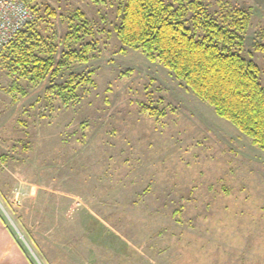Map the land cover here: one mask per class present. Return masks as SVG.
I'll use <instances>...</instances> for the list:
<instances>
[{
    "label": "rangeland",
    "instance_id": "1",
    "mask_svg": "<svg viewBox=\"0 0 264 264\" xmlns=\"http://www.w3.org/2000/svg\"><path fill=\"white\" fill-rule=\"evenodd\" d=\"M40 1L59 51L78 11L97 42L37 85L0 63V213L33 264H264V150L120 42V0ZM203 2L249 11L264 85V0ZM71 73L69 105L46 96Z\"/></svg>",
    "mask_w": 264,
    "mask_h": 264
},
{
    "label": "trees",
    "instance_id": "2",
    "mask_svg": "<svg viewBox=\"0 0 264 264\" xmlns=\"http://www.w3.org/2000/svg\"><path fill=\"white\" fill-rule=\"evenodd\" d=\"M24 1L35 19L0 53V63L12 75L37 85L75 63L90 62L97 41L86 39L94 34L83 12L70 17L69 27L59 40V51L58 35L48 34L50 25L46 19L47 16L55 19L56 11L47 6L42 12L40 0ZM120 3V23L116 26L120 42L140 50L149 61L160 63L220 118L264 150L261 70L243 54L251 22L249 11L233 8L216 12L208 10L203 0H120ZM86 81L90 79L71 73L67 82L49 87L46 96L60 97L67 106L76 97V89ZM149 111L154 115L151 108Z\"/></svg>",
    "mask_w": 264,
    "mask_h": 264
},
{
    "label": "built area",
    "instance_id": "3",
    "mask_svg": "<svg viewBox=\"0 0 264 264\" xmlns=\"http://www.w3.org/2000/svg\"><path fill=\"white\" fill-rule=\"evenodd\" d=\"M35 16L24 0H0V53Z\"/></svg>",
    "mask_w": 264,
    "mask_h": 264
},
{
    "label": "crops",
    "instance_id": "4",
    "mask_svg": "<svg viewBox=\"0 0 264 264\" xmlns=\"http://www.w3.org/2000/svg\"><path fill=\"white\" fill-rule=\"evenodd\" d=\"M0 264H33L1 213Z\"/></svg>",
    "mask_w": 264,
    "mask_h": 264
}]
</instances>
